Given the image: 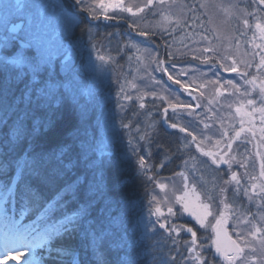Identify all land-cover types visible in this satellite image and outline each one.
<instances>
[{
	"label": "snow or ice",
	"instance_id": "obj_1",
	"mask_svg": "<svg viewBox=\"0 0 264 264\" xmlns=\"http://www.w3.org/2000/svg\"><path fill=\"white\" fill-rule=\"evenodd\" d=\"M253 2L264 5V0ZM217 7L228 11L226 6ZM142 13L158 19L141 29L137 20L144 18ZM250 15L245 13V17ZM206 16L207 6L199 0L135 4L59 0L54 5L0 0V224L4 226L0 257L23 254L27 257L24 264H84V258L88 264H177L178 256L182 264H264V214L249 210L234 217L240 196L264 204V152L260 150L264 148V43L246 42L252 44V51H245L244 56L251 58L237 59L228 48L221 50L214 43L218 37L210 36ZM101 17L122 20L146 38H129L124 47L148 53L146 63L136 57L143 65L148 90L134 100L121 84L120 99L138 102L139 109H145L149 98L153 105L159 101L165 131L184 134L176 135L174 148L147 138L139 125L133 134L124 103L117 101L116 106L125 115L99 110L101 99L106 98L97 82L108 72L113 58L97 50L99 64L94 63L95 35L89 27L85 40L76 30ZM242 23L251 28L247 18ZM255 28L264 41V23L258 21ZM245 35L240 31V36ZM156 40L163 41V57L158 45L150 50ZM177 40L183 48L179 57L171 51ZM239 44L237 40V51ZM141 45L148 47L142 49ZM189 57V64L197 62L195 69L207 67L200 72L207 78L195 89L199 96L211 86L217 97H247L234 107L238 126L226 127L219 118V127H214L215 121H209L207 114L200 117L197 113L196 109L203 110L201 104L181 101L184 93L191 100L198 99L189 69L172 62ZM157 72L160 79L153 75ZM225 73L236 74L245 87ZM165 76L162 92L166 94H161L155 87ZM127 83L137 88L135 83ZM253 93L261 98L259 106ZM228 108L233 109V104ZM68 113L74 117L71 131L60 126L61 117ZM117 120L128 135L126 149L117 148L122 139ZM238 141L245 145L256 141L254 157L246 153L238 159L233 154V144ZM153 144L157 145L158 164L151 163ZM184 157L212 168L221 183L208 190L194 175L190 180L185 170L174 173L180 178V187L172 178L167 182L158 179L159 170L173 158ZM133 158L134 179L145 186L154 184L165 193L162 197L153 190L144 201L125 190L133 179L126 167ZM113 173L119 178L111 179ZM170 185L171 198L165 191ZM53 186L54 194L45 196L43 190ZM185 216L190 218L188 222H177ZM229 218H236L241 227L235 230V239L223 232L225 244L222 230ZM201 229H210L211 234L198 237ZM181 233L190 234V239L182 240Z\"/></svg>",
	"mask_w": 264,
	"mask_h": 264
},
{
	"label": "rangeland",
	"instance_id": "obj_2",
	"mask_svg": "<svg viewBox=\"0 0 264 264\" xmlns=\"http://www.w3.org/2000/svg\"><path fill=\"white\" fill-rule=\"evenodd\" d=\"M34 2L36 3H50V4H56L59 2V0H34ZM178 2H181V0H178ZM199 2L206 4L207 6V16L205 17V22L207 27L210 29V36H216L218 37V40H215L214 43H216L221 50H223L224 48H228L230 54H232L233 56H236L237 59H242V58H247L250 59L251 57H245L244 53L245 51L251 52L252 51V44L251 43H246V42H254V43H264V41H261L260 39V33L259 31L255 28V24L259 21L261 23H264V5H259L258 2H253V0H199ZM125 3H143V0H125ZM217 5H223L228 7V11L225 12L223 11L221 8L217 7ZM245 13H252V15L245 17ZM125 16H127V14H123ZM142 17H144L143 19H138L137 23L140 25L141 29H147L149 27H151L155 22L156 19L158 18H153L151 15H146L144 13L141 14ZM232 17V19H231ZM209 18H210V22H209ZM247 18L249 20V24L251 25V28H245L243 23H242V19ZM103 19V18H101ZM118 20V19H117ZM232 20V21H231ZM114 21V20H111ZM122 21V20H121ZM212 29H215V31H211ZM131 32H133L132 34L129 33L128 34H116L119 35V38L121 40V45L122 48L124 50V52H120L118 54H115L113 57V64L112 65V69L108 70V76L109 78L111 77V75H114V80H118L121 81V79L124 77V85H125V91L129 94H133L134 100H135V96L141 94L143 91L148 90V88L145 87V84L147 82V77L145 75L144 69H143V65H141L140 63H138L136 57L140 56L142 60L146 61V57L148 55L147 52L141 51L140 53H137L135 50H131L128 51L126 48H124V44L127 41V39L132 38L135 39L137 41H141L145 40L146 38L144 37H139L132 29H130ZM240 31H243L246 33L245 36H240ZM135 34V35H134ZM255 35V40L253 41V37ZM110 40L113 41L114 36H113V32L112 34L109 35ZM239 40L240 44H239V49L237 51L236 49V41ZM229 45H231V47L229 48ZM156 44H152L151 49H155L156 48ZM148 47V45H141V48L144 49ZM171 51L173 53H175L177 55V57H179V52L183 51L182 46H180L179 44V40H177V44L174 45L171 48ZM153 55H156V52L153 51L152 52ZM125 56V58H127L128 60L125 62V66L126 67H122L121 63H117V58L119 56ZM160 55V54H159ZM92 60L94 63L99 64V61L96 60V57L93 56ZM188 60H190V57L188 58ZM188 63V62H186ZM197 62L191 63V64H187L185 65L189 71H190V78L192 80L195 81V84L193 85V88L196 89L197 86L199 85V83L202 82L203 79L207 78V77H201L200 76V72L201 71H207V67L206 66H201V68L199 70L195 69V64ZM252 71L255 73V69H252ZM132 74H131V73ZM107 73H102L100 78V82L105 80L107 77ZM154 76L157 77V79H160V73H153ZM208 76L210 77L211 74L208 73ZM225 77L227 78H235L237 80V82H239L241 84V88L243 89L245 86L243 85V82L240 81L239 77L236 76V74H229V73H225L224 74ZM189 77H186V79H188ZM111 79V78H110ZM98 81V82H99ZM131 81L132 83H135L137 85L136 89H133L130 87V85L127 83ZM164 77L161 80L160 85L155 87V90L158 93L161 94H166L162 92V89L166 87L165 83H164ZM169 84L171 83L170 81L168 82ZM151 86V85H150ZM114 89H112L111 91H109V93H103V97L106 99H101V101H105L109 100V104L107 105V108L105 109V107L102 109V111H115L116 113H122L120 108H117V104H113V110L111 107L110 103L114 102V97L118 96V100L121 103H124L126 105V108L128 109L127 113H131L133 114V112H135V115H130L128 122H131L133 120V134L135 133V126L139 125L140 131L142 134H144L147 138L149 139H154L156 136L153 137H149V131L145 129L142 130V119H143V114H144V109L141 110L138 108V102L136 103H131V102H126V101H122L120 99V94L118 93V91H115L113 93ZM204 95L201 96V100L203 102V110H201L202 113L204 114H211L212 115V121H215L214 127H219V118H223L224 124L225 126H229L230 124H237L239 123V118L235 116L234 114V107L235 104L238 103L241 99L246 100L247 97H230L228 99H225L223 97H217L215 95V90L209 86L207 89H204ZM197 92V91H196ZM199 95V92H197ZM119 94V95H118ZM200 97V96H199ZM254 97V94H253ZM151 99V98H149ZM256 101H257V106H259L260 104V99L258 98V93H256V97H255ZM209 101H212L211 104H209ZM228 104H233V109H229L228 108ZM232 112V115H229V112ZM259 114V113H258ZM259 117V115H258ZM259 120V118H258ZM259 122V121H258ZM146 126L147 125V121H146ZM146 127V128H147ZM117 129L118 131H120V134L122 136V139H120L119 143L125 144L127 147V139H128V135L126 132H124L123 130H120L119 128V120H117ZM153 148V147H152ZM152 148H151V152H152ZM262 152H264V148H262ZM189 162V161H187ZM185 164V163H184ZM134 168H135V164L133 163ZM193 167H190L188 163H186L183 167V170L186 171V173L190 174V180L192 175L195 176V174L193 173ZM201 172L202 171H211L209 170V168H205V167H199L198 168ZM160 171V170H159ZM181 171V170H180ZM179 172V171H178ZM241 172H244V169H241ZM176 173V172H175ZM169 178H172L177 187H180V178L174 176V174L172 175H167V176H162L160 174V176L158 177V179H162L165 182L168 181ZM197 179V178H196ZM148 187L146 190H143L144 186H142L141 191H142V196L139 198L141 200L146 201V193H150L153 190L159 194L160 197H162L165 193H161L159 188H156L154 184H147ZM148 190V191H147ZM167 195L171 198L172 197V191H171V185L169 187V189L165 190ZM236 206H247L250 208V211L252 214H264V204H262V202L259 199H255L253 201H248L247 197L244 196H240L237 198V204ZM247 213L245 212V210H241L240 208H236V211L234 212V217H239L241 214ZM228 227L229 230L231 231V233L235 236V230L239 229L241 226L237 223V219L236 218H229L228 220ZM210 231V229H209Z\"/></svg>",
	"mask_w": 264,
	"mask_h": 264
},
{
	"label": "trees",
	"instance_id": "obj_3",
	"mask_svg": "<svg viewBox=\"0 0 264 264\" xmlns=\"http://www.w3.org/2000/svg\"><path fill=\"white\" fill-rule=\"evenodd\" d=\"M88 32V31H87ZM86 31L82 32L81 31V35L79 34V36H83L86 35L87 33ZM142 40V39H141ZM121 48L122 46L120 44H118ZM73 122H74V117L72 116L71 113H68L66 116H62L61 117V127L64 129H67L68 131L72 130V126H73ZM51 134V133H50ZM66 134V133H65ZM119 178L118 174L113 173L111 179L116 180ZM126 191H131L133 192L134 189H131V187L128 185L127 188L125 189Z\"/></svg>",
	"mask_w": 264,
	"mask_h": 264
},
{
	"label": "water",
	"instance_id": "obj_4",
	"mask_svg": "<svg viewBox=\"0 0 264 264\" xmlns=\"http://www.w3.org/2000/svg\"><path fill=\"white\" fill-rule=\"evenodd\" d=\"M223 232H224V231L222 230V235H223ZM222 240H224V242H223V243L227 244V237H226V236H224V235H223V238H222Z\"/></svg>",
	"mask_w": 264,
	"mask_h": 264
},
{
	"label": "bare ground",
	"instance_id": "obj_5",
	"mask_svg": "<svg viewBox=\"0 0 264 264\" xmlns=\"http://www.w3.org/2000/svg\"><path fill=\"white\" fill-rule=\"evenodd\" d=\"M49 189H50V187H49V188H46V191L48 192V191H49Z\"/></svg>",
	"mask_w": 264,
	"mask_h": 264
}]
</instances>
